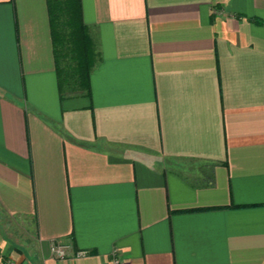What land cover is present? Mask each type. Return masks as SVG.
Listing matches in <instances>:
<instances>
[{"label":"crops","instance_id":"1","mask_svg":"<svg viewBox=\"0 0 264 264\" xmlns=\"http://www.w3.org/2000/svg\"><path fill=\"white\" fill-rule=\"evenodd\" d=\"M81 8L62 93L47 0H0V264H264V0Z\"/></svg>","mask_w":264,"mask_h":264},{"label":"trees","instance_id":"2","mask_svg":"<svg viewBox=\"0 0 264 264\" xmlns=\"http://www.w3.org/2000/svg\"><path fill=\"white\" fill-rule=\"evenodd\" d=\"M47 7L60 92L88 94L96 54L82 20L81 0H47Z\"/></svg>","mask_w":264,"mask_h":264},{"label":"built area","instance_id":"3","mask_svg":"<svg viewBox=\"0 0 264 264\" xmlns=\"http://www.w3.org/2000/svg\"><path fill=\"white\" fill-rule=\"evenodd\" d=\"M69 249L70 246L65 243L52 242L50 245L51 255L56 259H65L69 254ZM86 254L87 253L85 251H77L75 256L81 257ZM110 264H122L118 249H114L112 251V260Z\"/></svg>","mask_w":264,"mask_h":264},{"label":"rangeland","instance_id":"4","mask_svg":"<svg viewBox=\"0 0 264 264\" xmlns=\"http://www.w3.org/2000/svg\"><path fill=\"white\" fill-rule=\"evenodd\" d=\"M8 263H9V264H15V263H14V260H12V259H8Z\"/></svg>","mask_w":264,"mask_h":264}]
</instances>
